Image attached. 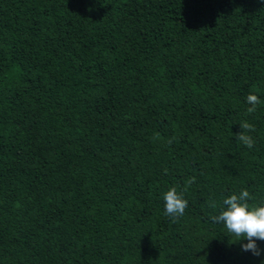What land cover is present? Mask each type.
Here are the masks:
<instances>
[{
  "label": "trees",
  "instance_id": "obj_1",
  "mask_svg": "<svg viewBox=\"0 0 264 264\" xmlns=\"http://www.w3.org/2000/svg\"><path fill=\"white\" fill-rule=\"evenodd\" d=\"M244 189L264 0H0V264H262L211 219Z\"/></svg>",
  "mask_w": 264,
  "mask_h": 264
},
{
  "label": "clouds",
  "instance_id": "obj_2",
  "mask_svg": "<svg viewBox=\"0 0 264 264\" xmlns=\"http://www.w3.org/2000/svg\"><path fill=\"white\" fill-rule=\"evenodd\" d=\"M246 103L251 105L247 109L248 113H254L260 100L257 95L249 94L246 97ZM240 127L242 132L236 135V139L249 149L253 148L255 141L246 134V131H255L254 126L248 122H242ZM194 180V177L190 178L188 183L191 184ZM250 199L252 197L247 189L242 190L239 195L232 194L224 198L219 215L213 216L211 219L214 223H222L232 235L238 238L243 237L248 241L241 245L242 251L251 252L253 256L260 257L264 254V249H261L256 241H264V200L258 204L250 205L248 203ZM163 200L165 215L173 218V220L183 216L188 207V201L177 193L175 187L164 193ZM212 206L215 208V203Z\"/></svg>",
  "mask_w": 264,
  "mask_h": 264
}]
</instances>
